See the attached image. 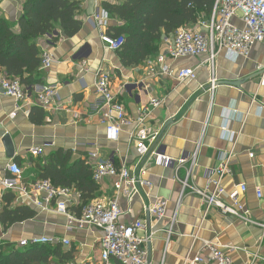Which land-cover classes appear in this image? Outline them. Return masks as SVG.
Instances as JSON below:
<instances>
[{
    "label": "crops",
    "instance_id": "crops-1",
    "mask_svg": "<svg viewBox=\"0 0 264 264\" xmlns=\"http://www.w3.org/2000/svg\"><path fill=\"white\" fill-rule=\"evenodd\" d=\"M120 1L96 0V13L105 10V3ZM24 2L3 0L0 16L17 22ZM86 10L85 0L84 25L76 37L66 39L58 30L61 35L58 43H53L51 36L37 40L41 54L50 53L54 62L49 69H39L38 84L27 89L28 100L14 119L10 115L15 111V101L0 95V180L14 178L8 167L17 164L23 173L17 179L19 189L13 191L16 195L13 207L28 206L37 211L35 219L9 228L0 223V250L29 249L22 248L20 242L48 237L56 240L47 244L50 250L59 249L67 256L51 255L52 264H101L102 230L81 227L54 211H41L21 191L30 189L32 183L40 180V166L48 162L51 155L63 152L69 156V165L83 161L94 170L98 161L92 160L91 155L96 153L99 160L113 161L117 168L126 167L135 175L145 170L144 177L152 187L143 189L140 196L128 200L116 191L117 179L105 178L98 182V196L94 201L108 204L118 200L122 209L121 224L145 220L148 229L158 231L144 246L151 264H183L189 254L194 256L201 250L202 240L236 247L230 253L236 264H253L257 254L264 258L262 227L226 216L218 208H212L204 220L200 197L190 190L183 193L181 182L192 166V155L197 154V161L191 184L203 189L207 186L208 171L219 165L225 153L233 152L232 173L222 180L226 189L222 200L230 204V195L238 186L246 185L242 203L252 220L264 224V43L257 44L247 59L237 62L221 54L216 60L218 86L212 94L207 90L210 80L207 56L168 62L174 72L185 68L196 70V80L184 83L163 75L158 64H150L157 62L159 56L139 66L124 67L118 54L103 44L100 31L94 20L86 16ZM234 23L243 26L238 18ZM109 24L121 26L113 20ZM194 28L196 26L190 29ZM162 51L166 52L164 44ZM101 71L111 75L112 91L124 103L132 122L149 109L147 127L161 132L153 150L173 160L171 164L156 157L141 158L134 138L136 123L124 126L119 140L109 139L98 112L102 99L95 87ZM3 78L0 74V81ZM200 86H205V90ZM47 87H54L57 96L46 109L41 106L39 95ZM153 99L159 100L161 105L150 106ZM225 130L239 133L236 142L230 141ZM37 148L43 149V154L33 156L31 150ZM182 158L188 160L183 165L179 163ZM258 190L262 192L261 199L257 196ZM161 200L168 201L167 214L155 223L146 208ZM78 206L79 196L73 191L68 207L74 219H79ZM171 229L173 236L167 250ZM64 240H69L70 245L66 246ZM207 255L208 252L204 256ZM110 264L120 263L112 260Z\"/></svg>",
    "mask_w": 264,
    "mask_h": 264
},
{
    "label": "built area",
    "instance_id": "built-area-1",
    "mask_svg": "<svg viewBox=\"0 0 264 264\" xmlns=\"http://www.w3.org/2000/svg\"><path fill=\"white\" fill-rule=\"evenodd\" d=\"M3 0H0V3ZM238 18L243 26L234 23ZM94 24L100 31L103 44L111 51L122 49L125 38L113 37L105 33L108 28L110 17L104 10L96 13ZM264 43V0H217L212 15L209 19H204L196 25L194 29H180L172 37L165 38L163 44L166 46V52L160 55L157 62L151 61L150 64H158L163 75L174 77L179 83L186 81H195L197 78L196 70L192 68L181 69L174 72L169 65L171 60L182 58H198L207 56L206 63L210 68V80L208 91L214 93L218 86L216 76V60L223 54L230 61L237 62L241 58L247 59L252 49L257 45ZM53 57L45 52L42 55L41 67L49 69L53 65ZM264 70V69H263ZM264 81V79H263ZM96 92L102 99V104L98 108L101 115L102 124L106 126L109 139L117 141L120 138L122 128L136 123V148L138 154L144 157H156L164 163L171 164L173 160L160 155L153 150L160 139V131H151L146 120L149 116V109L140 113L136 122H132L126 114V108L117 96L113 93L111 87V75L107 72H99L97 75ZM205 90V86H200ZM0 95L12 98L15 101V111L10 115L14 119L19 111L23 110L24 103L27 102L29 93L23 87L20 80L12 78H3L0 81ZM57 96L54 87L43 88L39 95V102L43 108H49ZM161 102L153 99L150 106L157 108ZM226 135L231 142H236L239 133L228 132ZM43 149L31 150L33 156L43 154ZM233 152L225 153L219 165L208 171L207 186L203 189H197L191 184V178L194 175L197 154L190 157L192 166L189 168L187 177L181 181L183 184V193L190 190L198 195L204 207L205 220L212 208H218L224 215L243 221L246 224H253L264 229V224L252 220L243 203L242 197L247 193V186L241 185L230 195V204H226L222 199L226 195V189L222 184L225 176L230 175L231 159ZM252 157V155L250 156ZM92 160L98 161L94 169V179L99 182L105 178H115V185L118 194L123 195L128 200L140 196L143 189H150L151 182L145 179L146 172L140 171V175H135L126 167L117 168L113 161H101L96 153L91 155ZM187 159L182 158L180 164L183 165ZM8 170L14 178L0 180V217L3 210L2 197L6 192H13L19 189L17 179L22 175L21 168L13 163ZM22 193L32 204L44 212L54 211L66 216L70 222L76 221L81 227L88 226L102 230L103 237L100 242L101 264H110L112 260L120 264H151L149 252L144 248L157 235L158 231L147 228L145 220H138L131 225L120 223L122 209L118 200L108 204L94 201L83 209L82 216L74 219L69 212L68 199L73 193L72 189L55 187L50 181L37 180L32 183L30 189L22 188ZM257 196L262 198V192L258 190ZM168 201L161 200L146 208L149 217L155 223L163 220L167 214ZM173 236L172 229L168 232L167 250ZM203 245L199 252L194 256L189 254L183 259V264H236L230 253L237 248L229 245H220L215 242L202 240ZM56 240L48 237L33 238L31 240H22V248L39 246L55 243ZM66 246L70 245L69 240H64ZM208 252L207 257L205 253ZM264 262L260 255L254 256V262ZM54 264V263H53Z\"/></svg>",
    "mask_w": 264,
    "mask_h": 264
},
{
    "label": "trees",
    "instance_id": "trees-1",
    "mask_svg": "<svg viewBox=\"0 0 264 264\" xmlns=\"http://www.w3.org/2000/svg\"><path fill=\"white\" fill-rule=\"evenodd\" d=\"M217 0H121L104 4L110 20L121 26H110L105 33L124 37L125 43L117 51L124 67L139 66L150 58L163 54V41L180 29H190L212 15ZM85 0H25L17 22L0 16V74L18 79L25 89L38 84L42 54L37 40L51 36L53 43L76 37L83 28ZM87 16V15H86ZM42 111V110H41ZM40 112V111H39ZM43 113V111H42ZM43 116L44 113H43ZM69 156L57 152L40 166V180L55 187L72 189L79 196L76 208L79 218L83 209L98 196V182L94 170L83 161L69 165ZM16 195L6 192L2 197L0 223L4 228L33 220L37 211L32 207H13ZM75 210V211H76ZM70 212V208H69ZM71 213V212H70ZM49 245L31 246L25 250H0V264H52L51 255L63 256ZM65 256V255H64ZM67 257V256H65Z\"/></svg>",
    "mask_w": 264,
    "mask_h": 264
},
{
    "label": "water",
    "instance_id": "water-1",
    "mask_svg": "<svg viewBox=\"0 0 264 264\" xmlns=\"http://www.w3.org/2000/svg\"><path fill=\"white\" fill-rule=\"evenodd\" d=\"M86 1H87L86 15L88 18H92L95 16L97 11L96 0H86Z\"/></svg>",
    "mask_w": 264,
    "mask_h": 264
}]
</instances>
